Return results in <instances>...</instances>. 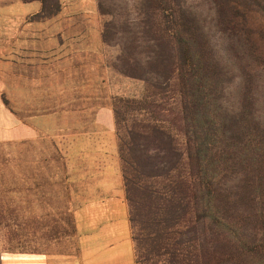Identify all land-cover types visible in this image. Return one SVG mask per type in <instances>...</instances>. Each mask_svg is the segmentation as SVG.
I'll list each match as a JSON object with an SVG mask.
<instances>
[{"label":"trees","instance_id":"1","mask_svg":"<svg viewBox=\"0 0 264 264\" xmlns=\"http://www.w3.org/2000/svg\"><path fill=\"white\" fill-rule=\"evenodd\" d=\"M204 1L98 0L145 84L113 101L136 264H264V0Z\"/></svg>","mask_w":264,"mask_h":264},{"label":"crops","instance_id":"2","mask_svg":"<svg viewBox=\"0 0 264 264\" xmlns=\"http://www.w3.org/2000/svg\"><path fill=\"white\" fill-rule=\"evenodd\" d=\"M54 4L0 0V147L13 150L0 214H26L44 246L0 264H136L113 101L127 95L117 79L139 82L117 74L98 0ZM9 82L26 120L5 104Z\"/></svg>","mask_w":264,"mask_h":264},{"label":"rangeland","instance_id":"3","mask_svg":"<svg viewBox=\"0 0 264 264\" xmlns=\"http://www.w3.org/2000/svg\"><path fill=\"white\" fill-rule=\"evenodd\" d=\"M54 1V0H53ZM118 2H126L131 5L133 0H117ZM187 3L194 4L196 8L204 13V18L207 19V22H210V9L209 5L206 4L204 0H186ZM134 16V14L132 15ZM104 23L109 21L110 18L108 16L103 17ZM215 35L213 37V40L220 41L221 36L219 33H213ZM111 47V46H110ZM116 52L117 57L120 55V49L118 47H111ZM259 49H260V55L261 60L259 61V64L261 65V68H264V43H259ZM117 57L115 60V63L117 61ZM114 63V66H115ZM116 69V68H115ZM117 71V70H116ZM10 72V71H9ZM117 74H120L117 71ZM10 80V79H9ZM139 84L133 83L132 85H127L125 83H122L119 79L116 81L117 89L121 85L123 89V94H127L125 97H136L140 98L145 90V84L142 81H139ZM136 81V82H137ZM261 81L264 83V75L261 77ZM6 91L5 101L8 103L7 106L10 109H14L18 114H20L24 120V116L22 115V111L24 110V113H26V104L22 106V103H16V105H13L11 101V85L10 82L8 85L3 87ZM120 88V87H119ZM19 151H16V156H18ZM13 157V150L11 146L8 147H0V160L3 159L4 163L3 165L0 164V187L3 186H11L10 176L12 173V165L10 163L11 159ZM7 161V162H5ZM1 194H3L1 192ZM11 202L12 197H10V193L4 194L0 196V206L3 204L8 205V210H11ZM6 206V205H5ZM1 208V207H0ZM6 209V208H5ZM13 215H11L9 212L6 214H0V251L2 252H22L27 253L29 251L33 250H39L43 249V245H38L37 243L31 241V239H34L37 231H30L27 229V215L26 214H16L14 215L15 221L13 222L12 219ZM23 217V218H22ZM4 227V228H3Z\"/></svg>","mask_w":264,"mask_h":264}]
</instances>
